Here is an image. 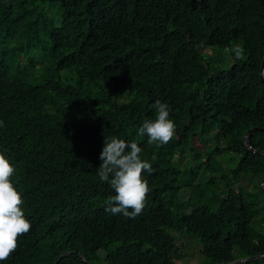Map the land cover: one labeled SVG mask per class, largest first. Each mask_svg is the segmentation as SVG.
Wrapping results in <instances>:
<instances>
[{
    "label": "trees",
    "instance_id": "16d2710c",
    "mask_svg": "<svg viewBox=\"0 0 264 264\" xmlns=\"http://www.w3.org/2000/svg\"><path fill=\"white\" fill-rule=\"evenodd\" d=\"M263 62L264 0H0V154L31 223L0 264H178L181 237L203 264H264ZM157 99L161 146L138 135ZM111 136L154 169L135 219L105 210Z\"/></svg>",
    "mask_w": 264,
    "mask_h": 264
},
{
    "label": "clouds",
    "instance_id": "9594fccd",
    "mask_svg": "<svg viewBox=\"0 0 264 264\" xmlns=\"http://www.w3.org/2000/svg\"><path fill=\"white\" fill-rule=\"evenodd\" d=\"M226 51L234 53L235 59L244 58V49L240 45ZM151 107L155 109L156 118L145 120L138 129V135H146L149 145H166L175 132V124L169 119L168 105L157 99ZM0 126H3V121H0ZM141 152L142 148L135 141L129 143L116 136L104 137L99 157L102 163L97 175L114 190L115 195L108 197L105 209L113 215L123 214L126 218L135 219L146 205L150 189L142 173L146 171L151 175L154 169L141 159ZM15 172L14 165L0 154V261H6L16 251L19 236L31 229L22 209V195L11 180Z\"/></svg>",
    "mask_w": 264,
    "mask_h": 264
},
{
    "label": "rangeland",
    "instance_id": "374dc122",
    "mask_svg": "<svg viewBox=\"0 0 264 264\" xmlns=\"http://www.w3.org/2000/svg\"><path fill=\"white\" fill-rule=\"evenodd\" d=\"M49 19L54 21L60 18V12L57 7H50L47 10V14ZM215 50L216 55H218V62L216 66L222 69H228L232 65V59L228 53V51H221L219 48H212ZM207 54L213 53L212 50H204ZM124 96L122 95V98ZM260 171L264 173V158L263 163L260 168ZM197 241V240H196ZM195 240H190L188 238L181 237L179 240V244L182 245V257L177 260L178 264H203L204 258L201 255V247L197 244Z\"/></svg>",
    "mask_w": 264,
    "mask_h": 264
},
{
    "label": "water",
    "instance_id": "95a60500",
    "mask_svg": "<svg viewBox=\"0 0 264 264\" xmlns=\"http://www.w3.org/2000/svg\"><path fill=\"white\" fill-rule=\"evenodd\" d=\"M262 73H264V62H263V66H262ZM261 77H262V80L264 81V75H261ZM252 131H253V130H251V131L245 136V142H246L248 145H250V143L248 142L247 137H248V135H249ZM250 149L252 150V147H250ZM263 185H264V182H263ZM254 259H256V258H250V259L243 260V261H250V260H254ZM243 261H242V262H243Z\"/></svg>",
    "mask_w": 264,
    "mask_h": 264
}]
</instances>
